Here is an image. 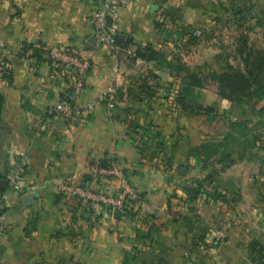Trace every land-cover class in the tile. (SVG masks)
<instances>
[{
    "label": "crops",
    "instance_id": "0c3cea01",
    "mask_svg": "<svg viewBox=\"0 0 264 264\" xmlns=\"http://www.w3.org/2000/svg\"><path fill=\"white\" fill-rule=\"evenodd\" d=\"M236 1L132 0L115 21L118 50L111 52L97 39L89 44L100 0H0V56L11 71L10 80L0 73V192L10 193L11 225L0 236V264H264V144L225 142L230 123L256 119L264 100L246 118L205 89L184 96L186 106L180 102L184 73L213 63L190 66L189 51L209 42L175 50V32L191 26L210 40ZM254 1L257 10L264 5ZM35 41L91 59L67 118L52 110L71 92L69 77L44 58L27 57L24 46ZM146 45L183 64L184 73L139 67L131 46ZM113 84L118 94L110 108L100 98ZM217 144L214 155L202 154ZM21 153L28 158L24 188L12 191L9 177ZM108 163L123 169L141 202L118 211L63 191L64 184L80 185L114 196L118 182L91 173ZM192 180L205 190L189 201ZM28 194L37 195L31 206Z\"/></svg>",
    "mask_w": 264,
    "mask_h": 264
},
{
    "label": "trees",
    "instance_id": "16d2710c",
    "mask_svg": "<svg viewBox=\"0 0 264 264\" xmlns=\"http://www.w3.org/2000/svg\"><path fill=\"white\" fill-rule=\"evenodd\" d=\"M241 3L242 4H238V2L232 3L231 7L226 9V12H231V14L233 15V19L236 20L235 23L237 24V26H241L242 23H244L243 21L246 19V15H249V13H251L252 9L254 8L253 5L247 7V1H243ZM157 27L161 30H164L165 32L167 31L165 29L164 23H157ZM255 27L261 29V34L251 43L248 34H246L247 32H244V30L238 36L239 38H237V42H239L238 52L243 57L242 69H235L231 65H227L222 70L208 67L204 71L188 73L185 75L183 64L179 63V65H177L172 61L168 62L165 54L156 51L151 45L131 46L130 53L132 61L134 62H136L138 59H141L149 64L154 63L161 69L169 68L171 69V71L184 73L181 89V96H183V98H180V102L183 106H186L184 96H187V98H193L192 96L195 90L204 89L214 92L222 99L236 106H248L257 104L264 100V16L257 19ZM197 32H199V29L191 26L184 27L182 29V32H175V42L176 45H178L176 47L178 49H182L198 45L204 37V32L201 31L200 35H198ZM31 46L32 43L25 45L24 53H26V51ZM34 57L44 58L43 55L39 53H35ZM0 73H2L4 77H6V79L10 80L11 71L7 68V61L2 56H0ZM3 102L4 98L0 93V121ZM251 124L252 120H237L231 122L230 132L225 137V142L227 141L228 145L232 144L233 146H242L243 144H240L239 142V140L242 138L246 144L243 145L244 149H253L257 147V144H264V108L259 112L258 116L255 119V129H251L249 127ZM221 145L222 144H217L216 146L207 145L203 147L204 150L202 151V154H205L207 156L208 154L211 155L215 151H219ZM112 165L113 164L109 163L100 164V166L104 167H110ZM207 180L210 181L211 178H208ZM204 190V182H202L201 180H192L190 185L186 189L189 201L195 200L198 194L201 193V191L203 192ZM141 198L142 197L140 195L139 200H128L122 210L127 209V207L133 202H140ZM108 207L111 208L110 206ZM128 257V254H126L125 260H128Z\"/></svg>",
    "mask_w": 264,
    "mask_h": 264
},
{
    "label": "built area",
    "instance_id": "2783aa9c",
    "mask_svg": "<svg viewBox=\"0 0 264 264\" xmlns=\"http://www.w3.org/2000/svg\"><path fill=\"white\" fill-rule=\"evenodd\" d=\"M132 0H100V7L93 16V26L96 32V39L99 44L105 46L111 52L118 50L117 31L115 21L118 19L119 12L127 6ZM200 35V32H197ZM35 53L42 54L53 67L65 72L69 77L71 92L66 99L57 104L52 114H59L64 118L71 116L75 111L74 102L76 97L85 87V78L91 68V59L74 52L63 46H49L45 42L35 41L26 51L27 57L34 56ZM131 55V53H130ZM139 67L146 64L144 60L138 59ZM119 66L113 69L114 78L119 75ZM117 88L113 84L100 98L108 107L114 108L116 103ZM92 105L88 106V109ZM42 129L45 128L43 124ZM28 162L27 154L21 153L15 161L11 175L9 177V188L12 191H22L24 188V174ZM91 173L95 176L111 178L118 182L120 189L114 196L97 195L80 185L64 184L63 191L72 198L77 199H96L103 205L110 206L115 210H122L128 200H139L140 194L135 190L123 169L117 165L104 167L94 165L91 167ZM10 197L9 191L0 192V236L5 235L11 228L7 216V203ZM141 202V200H140Z\"/></svg>",
    "mask_w": 264,
    "mask_h": 264
},
{
    "label": "rangeland",
    "instance_id": "374dc122",
    "mask_svg": "<svg viewBox=\"0 0 264 264\" xmlns=\"http://www.w3.org/2000/svg\"><path fill=\"white\" fill-rule=\"evenodd\" d=\"M243 1L248 2L246 4L247 7H249L250 5L254 6L251 13H249V15H246V19L243 21L244 23H242L241 26H237V24L235 23L236 20L233 19V15L231 14V12H229L227 16H224L223 18L219 19V21H217V35L212 36L210 40H207V38L204 39V37L202 38L203 43L206 41L209 42L208 47L203 46L202 48L196 50V53H194L195 51H189V53H191L190 57L188 58L189 63L191 64L190 66L196 69H201L202 66H204L203 64L207 62L206 60H209L210 62L212 60L213 68L217 70H222L227 65H231L235 69L243 68V57L238 52L239 42H237L236 38L241 34L243 30L244 32H247L246 34H248L250 38V43L255 40V38L259 37V35L261 34V29L255 27V23L257 21L256 16L261 10L260 8L264 6L259 3L258 7L260 8H258L257 10L255 9V1L253 2V0H237L236 2H238V4H242L241 2ZM175 50H178V48H176ZM216 57H220L218 61L221 63H219L218 61L214 63ZM237 111V113L233 111V114H243V117L246 118L251 114H255V104L240 107V109H238ZM245 120L246 119L240 121ZM249 127L251 129H255V118L252 120V124ZM239 142L240 144L246 145L245 141L242 138L239 140ZM243 145L241 147H244Z\"/></svg>",
    "mask_w": 264,
    "mask_h": 264
},
{
    "label": "water",
    "instance_id": "95a60500",
    "mask_svg": "<svg viewBox=\"0 0 264 264\" xmlns=\"http://www.w3.org/2000/svg\"><path fill=\"white\" fill-rule=\"evenodd\" d=\"M124 38V36H122ZM89 44L91 45H95L96 44V38H91L89 41ZM2 185H5V182H0V190L3 191L4 189L1 187ZM35 198H37V195L35 194H28L24 197V201L26 203L27 206H31L33 205Z\"/></svg>",
    "mask_w": 264,
    "mask_h": 264
}]
</instances>
